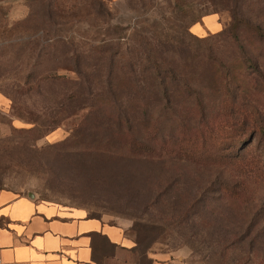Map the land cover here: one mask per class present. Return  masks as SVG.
<instances>
[{
    "label": "rangeland",
    "instance_id": "obj_1",
    "mask_svg": "<svg viewBox=\"0 0 264 264\" xmlns=\"http://www.w3.org/2000/svg\"><path fill=\"white\" fill-rule=\"evenodd\" d=\"M0 189L264 264V0H0Z\"/></svg>",
    "mask_w": 264,
    "mask_h": 264
},
{
    "label": "crops",
    "instance_id": "obj_2",
    "mask_svg": "<svg viewBox=\"0 0 264 264\" xmlns=\"http://www.w3.org/2000/svg\"><path fill=\"white\" fill-rule=\"evenodd\" d=\"M213 20L194 24L192 34ZM219 28L216 21L213 29ZM0 259L5 264H178L151 251L142 263L134 239L106 217L8 189H0Z\"/></svg>",
    "mask_w": 264,
    "mask_h": 264
},
{
    "label": "built area",
    "instance_id": "obj_3",
    "mask_svg": "<svg viewBox=\"0 0 264 264\" xmlns=\"http://www.w3.org/2000/svg\"><path fill=\"white\" fill-rule=\"evenodd\" d=\"M0 264H5V263H4V261H2V260L0 259Z\"/></svg>",
    "mask_w": 264,
    "mask_h": 264
},
{
    "label": "trees",
    "instance_id": "obj_4",
    "mask_svg": "<svg viewBox=\"0 0 264 264\" xmlns=\"http://www.w3.org/2000/svg\"><path fill=\"white\" fill-rule=\"evenodd\" d=\"M196 23H199V22H195L194 24H196ZM194 24H192V26H193ZM57 78H58V77H57Z\"/></svg>",
    "mask_w": 264,
    "mask_h": 264
}]
</instances>
